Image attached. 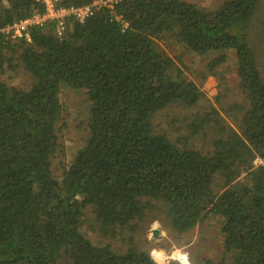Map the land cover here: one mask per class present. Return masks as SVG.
I'll return each instance as SVG.
<instances>
[{"label":"trees","instance_id":"1","mask_svg":"<svg viewBox=\"0 0 264 264\" xmlns=\"http://www.w3.org/2000/svg\"><path fill=\"white\" fill-rule=\"evenodd\" d=\"M260 1L206 11L188 0H117L84 21L67 18L63 35L56 22L31 26L30 41L0 31V264H62L65 255L69 264H157L132 236L125 249L94 243L82 230L88 207L114 240L157 212L179 235L219 218L227 264H264V166L253 163L264 158V76L248 35ZM43 11L35 0H0V30ZM161 40L211 56L216 76L234 52L247 100L227 110L236 127L213 110L195 115L180 143L155 129L160 111L205 96ZM16 61L34 78L28 89L2 79ZM63 85L91 107L89 137L57 175ZM200 134L211 135L209 149L193 147Z\"/></svg>","mask_w":264,"mask_h":264},{"label":"rangeland","instance_id":"2","mask_svg":"<svg viewBox=\"0 0 264 264\" xmlns=\"http://www.w3.org/2000/svg\"><path fill=\"white\" fill-rule=\"evenodd\" d=\"M188 1L195 3L203 10L210 11L217 8L225 0ZM248 35L249 41L256 51L262 76H264V0L260 1ZM159 44L175 59L183 73L199 84L205 96L195 107L188 108L183 104H174L160 111L153 119L155 129L166 132L173 141L180 143L182 137L189 134L190 120L199 113L203 114L213 110H219L220 115L226 118L231 126L236 127L239 120L232 119L227 110L231 104L240 103L244 105L247 104V100L236 86L238 78L234 52H230L229 60L220 68L221 74L216 76L208 74L207 64L211 60V56H199L191 53L183 46L176 45L169 40L168 42L161 40ZM16 62L18 63V61ZM204 74L205 77H203ZM2 79L11 86L23 89L30 88L34 82L33 76L19 63L13 68L7 67L2 74ZM60 97L63 102V112L57 127L62 147L53 162L57 175L62 174L63 168L71 162L77 150L86 143L89 137L88 122L91 107V101L84 91L74 90L63 85ZM234 113L240 116L241 111H234ZM211 138L210 134L208 137L200 134L193 139L192 145L195 148L209 149ZM82 223L83 232L96 244L104 245L112 241L115 246L125 249L128 244L124 241V237L128 239L132 236L142 248L150 249L157 264H179L177 255L180 254L187 256L190 264H204L205 260L216 264L224 260L227 264L232 258L231 255L224 256L223 237L219 230L221 222L219 218L215 217L193 230L179 235L170 228L166 215L163 212H157L140 222L136 231L125 230L117 240L101 233L91 207L85 210ZM154 226L160 230L159 236L154 233ZM68 260L67 255H65L61 262L62 264H69Z\"/></svg>","mask_w":264,"mask_h":264},{"label":"built area","instance_id":"3","mask_svg":"<svg viewBox=\"0 0 264 264\" xmlns=\"http://www.w3.org/2000/svg\"><path fill=\"white\" fill-rule=\"evenodd\" d=\"M35 1L43 4L44 11L42 13H35L25 19L16 21L13 24L4 27L0 31L6 33L13 39L25 38L26 40L30 41L31 37L29 34V28L31 26L38 25L43 28L52 22H56L55 32L58 35H63L67 31V18H73L77 21H84L86 17L92 15L97 8H100L103 5L112 8L113 3L117 0H94L90 4L71 7L61 6L62 0ZM253 163L255 166H264V158L257 157ZM187 263L190 264L188 258ZM179 264H181L180 261Z\"/></svg>","mask_w":264,"mask_h":264},{"label":"bare ground","instance_id":"4","mask_svg":"<svg viewBox=\"0 0 264 264\" xmlns=\"http://www.w3.org/2000/svg\"><path fill=\"white\" fill-rule=\"evenodd\" d=\"M153 231H154V233H156L157 236L160 235V230L157 229L155 226L153 227ZM177 256H178V259H179V261H180L181 264H188L187 263V258H186L185 255H181L180 254V255H177Z\"/></svg>","mask_w":264,"mask_h":264},{"label":"water","instance_id":"5","mask_svg":"<svg viewBox=\"0 0 264 264\" xmlns=\"http://www.w3.org/2000/svg\"><path fill=\"white\" fill-rule=\"evenodd\" d=\"M155 235V234H154ZM156 237V236H155Z\"/></svg>","mask_w":264,"mask_h":264}]
</instances>
